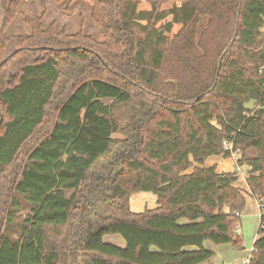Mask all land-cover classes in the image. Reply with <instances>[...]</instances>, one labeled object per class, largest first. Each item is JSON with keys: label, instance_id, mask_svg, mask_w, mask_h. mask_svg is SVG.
Here are the masks:
<instances>
[{"label": "trees", "instance_id": "obj_1", "mask_svg": "<svg viewBox=\"0 0 264 264\" xmlns=\"http://www.w3.org/2000/svg\"><path fill=\"white\" fill-rule=\"evenodd\" d=\"M83 1L101 40L40 17L7 39L3 20L0 264H200L205 242L240 247L237 172L204 165L234 153L259 205L247 264H264V0ZM140 191L157 206L132 211Z\"/></svg>", "mask_w": 264, "mask_h": 264}, {"label": "rangeland", "instance_id": "obj_2", "mask_svg": "<svg viewBox=\"0 0 264 264\" xmlns=\"http://www.w3.org/2000/svg\"><path fill=\"white\" fill-rule=\"evenodd\" d=\"M11 0H0V30L2 29V24L4 17L7 13L11 15L10 22L5 26L3 35L7 39H11L17 36L20 32L30 33V27L26 22L28 18H38L40 17L41 25L43 29L49 27L52 24L55 31H59L61 28L65 27L68 33H75L78 30L82 29L85 34H88L96 39L101 40L102 34L99 28H97L90 17L91 6L87 1L77 0L72 4L67 5L66 2L57 3L54 0H18L16 5ZM139 2L138 8L143 10H149L152 6V3H157L160 9H167L172 4H179L183 0H137ZM7 9V10H6ZM170 16L165 18V21H168ZM179 28V25H174L172 33H174ZM253 104L250 103L249 106ZM221 165L219 170L221 172H229L234 170L237 172L238 180L237 185L242 189V192L246 199V205L241 212L240 219L245 217V214L249 211L257 216L258 214V201L255 203L253 196L250 194L249 189L246 184V176L248 167L246 164L238 165L237 159L239 155L237 153L232 154L228 157H223L221 155ZM215 156H210L214 158ZM192 167L187 169L185 173H190ZM130 209L135 212H141L145 209L154 208L157 206L156 195L149 191H140L131 195L130 200ZM4 203L0 204V229L2 226V215H3ZM246 210V211H245ZM250 213V212H249ZM255 221V220H254ZM258 225L255 227L252 226L251 229L247 228L246 234H248L247 239L248 243L246 250L250 249L253 245L252 237L257 231ZM114 235H106L104 237L105 242L114 243ZM209 246L213 245L211 242H208ZM222 246V245H221ZM245 253V251L243 252ZM247 254V253H246ZM245 254V255H246ZM205 263H210L205 261ZM203 263V264H205ZM243 264V263H242Z\"/></svg>", "mask_w": 264, "mask_h": 264}, {"label": "crops", "instance_id": "obj_3", "mask_svg": "<svg viewBox=\"0 0 264 264\" xmlns=\"http://www.w3.org/2000/svg\"><path fill=\"white\" fill-rule=\"evenodd\" d=\"M214 156H215L214 158H210V156L207 157L204 161V165L206 167L214 165L216 171L220 173L221 171L219 170V166L221 165V156L220 155H214ZM252 198L255 201V203H257V200L254 197ZM249 212L245 214V217L243 219H240L239 224L237 225L236 230L239 233V235L242 237V244L240 245V247L232 246L231 244H221L222 246L221 245L209 246L208 242H205L204 246L207 249L213 251L215 253V256L210 260V263H205V262L203 263L205 264H242L243 263V260L246 258L250 250V249L247 250L245 249L248 243V239H247L248 234L244 232H246L247 228L251 229L252 226L255 227L256 225H259V212L257 216L253 213V211H249ZM256 232L252 237L253 242L256 238ZM114 237H115L114 244L118 246H124L125 242L121 236L114 235ZM244 251L245 253H243Z\"/></svg>", "mask_w": 264, "mask_h": 264}, {"label": "built area", "instance_id": "obj_4", "mask_svg": "<svg viewBox=\"0 0 264 264\" xmlns=\"http://www.w3.org/2000/svg\"><path fill=\"white\" fill-rule=\"evenodd\" d=\"M223 143L225 144V147H228V148L231 147V144H230V143H227V142H225V141H224ZM258 207H259V205H258ZM252 252H254V248H253V246L250 248L248 255H247L246 258L243 260V264H247V263H248V260H249V258H250V256H251V253H252Z\"/></svg>", "mask_w": 264, "mask_h": 264}]
</instances>
